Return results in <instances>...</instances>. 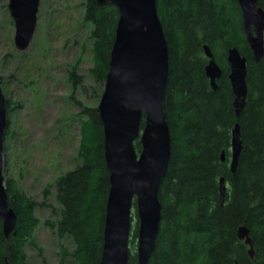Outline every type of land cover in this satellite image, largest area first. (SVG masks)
Here are the masks:
<instances>
[{
	"label": "trees",
	"instance_id": "trees-1",
	"mask_svg": "<svg viewBox=\"0 0 264 264\" xmlns=\"http://www.w3.org/2000/svg\"><path fill=\"white\" fill-rule=\"evenodd\" d=\"M258 4L264 8V0ZM157 12L168 45L165 113L171 157L159 186L161 221L148 264H264V54L259 61L253 59L237 0H157ZM117 16L112 4L84 3L83 19L90 24V71L98 83L104 82L108 69ZM203 44L209 45L222 69L216 89L205 75ZM233 46L247 57V99L239 117L234 114L226 61L227 49ZM70 78L76 89L81 83L76 66ZM5 103L9 112L12 102L5 98ZM80 115L77 163L54 181L57 209L52 206L50 218L43 221L58 239L72 243L70 250L60 245L59 264L66 256L75 264H99L103 241L109 171L102 123L95 106H82ZM236 121L242 149L232 174L231 130ZM135 147L139 149L137 142ZM221 176L227 181L222 205ZM5 188L16 221L9 250L0 220V264L8 255V264H27L26 243L42 252L33 234L39 224L34 211L45 202L20 190L13 178L5 180ZM243 224L249 228L253 256L237 236ZM127 264H136L130 249Z\"/></svg>",
	"mask_w": 264,
	"mask_h": 264
},
{
	"label": "water",
	"instance_id": "water-1",
	"mask_svg": "<svg viewBox=\"0 0 264 264\" xmlns=\"http://www.w3.org/2000/svg\"><path fill=\"white\" fill-rule=\"evenodd\" d=\"M117 9L114 38L109 54L103 92L96 106L103 129L109 190L105 205L103 241L99 264H127L135 210L136 264H148L160 228V182L171 157V138L165 113V90L168 78V45L157 12V0H96ZM40 0H8L14 23V45L24 51L37 24ZM242 24L252 57L259 61L264 54V8L258 0H237ZM208 61L205 75L212 89L222 69L211 48L203 44ZM228 79L233 93L236 117L247 99V57L235 46L227 49ZM7 107L0 79V220L1 233L9 245V234H15L16 214L9 206L3 176V139L7 126ZM139 144V149L135 147ZM242 149L240 124L231 130L229 169L235 174ZM225 154H220V160ZM227 181L219 178L220 204L225 201ZM237 236L253 246L249 228L240 225ZM9 255L4 264H8Z\"/></svg>",
	"mask_w": 264,
	"mask_h": 264
},
{
	"label": "rangeland",
	"instance_id": "rangeland-1",
	"mask_svg": "<svg viewBox=\"0 0 264 264\" xmlns=\"http://www.w3.org/2000/svg\"><path fill=\"white\" fill-rule=\"evenodd\" d=\"M86 0H40L33 37L24 51L14 45V24L7 2L0 0V79L4 97L12 102L3 139V176L37 202V244L26 243L27 264H59L58 239L43 223L57 209L53 183L77 163L82 106H97L104 82H95L90 24L83 19ZM76 66L81 83L73 88L70 71ZM72 95L80 101L77 105ZM46 192V194H45ZM50 204V205H48ZM136 214L133 211L132 231ZM129 249L136 250V237ZM63 264H75L66 256Z\"/></svg>",
	"mask_w": 264,
	"mask_h": 264
}]
</instances>
